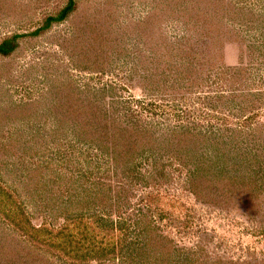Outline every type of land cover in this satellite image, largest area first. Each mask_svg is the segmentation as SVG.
Masks as SVG:
<instances>
[{
    "label": "rangeland",
    "instance_id": "374dc122",
    "mask_svg": "<svg viewBox=\"0 0 264 264\" xmlns=\"http://www.w3.org/2000/svg\"><path fill=\"white\" fill-rule=\"evenodd\" d=\"M66 3L0 0V264H264V0Z\"/></svg>",
    "mask_w": 264,
    "mask_h": 264
},
{
    "label": "trees",
    "instance_id": "16d2710c",
    "mask_svg": "<svg viewBox=\"0 0 264 264\" xmlns=\"http://www.w3.org/2000/svg\"><path fill=\"white\" fill-rule=\"evenodd\" d=\"M74 9V0H67L66 6L61 9L56 15L48 17L42 26V29H47L50 24L63 21L67 15ZM40 31V30H39ZM36 31L35 33L39 32ZM15 49L13 39L5 40L0 43V55L7 56Z\"/></svg>",
    "mask_w": 264,
    "mask_h": 264
}]
</instances>
